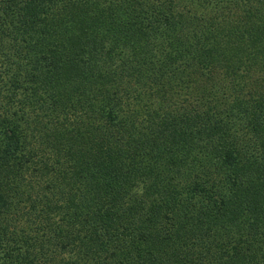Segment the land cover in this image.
Masks as SVG:
<instances>
[{
  "label": "trees",
  "instance_id": "1",
  "mask_svg": "<svg viewBox=\"0 0 264 264\" xmlns=\"http://www.w3.org/2000/svg\"><path fill=\"white\" fill-rule=\"evenodd\" d=\"M0 264H264V0H0Z\"/></svg>",
  "mask_w": 264,
  "mask_h": 264
}]
</instances>
